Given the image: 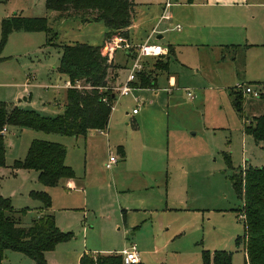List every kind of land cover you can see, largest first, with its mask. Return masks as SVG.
Here are the masks:
<instances>
[{
    "label": "rangeland",
    "instance_id": "obj_1",
    "mask_svg": "<svg viewBox=\"0 0 264 264\" xmlns=\"http://www.w3.org/2000/svg\"><path fill=\"white\" fill-rule=\"evenodd\" d=\"M152 1L157 3L161 0H137V3L145 4ZM248 2L256 4L248 13V38L244 37L243 32L237 43L226 47L228 50L223 52L224 57L219 54L199 58L191 48H184L181 51L182 56L179 58L176 54V60L170 59L168 70L157 75L156 86L159 90L157 100L147 95H144V101L138 100L134 98L132 92L127 96H119L117 91L112 89L116 94L113 111L116 110L119 115L122 113L125 117L126 113L129 114L126 120L115 118L111 133L116 140L122 139L128 144L126 146L123 142L121 145L130 152L126 159L130 163L131 174L155 175L158 166L155 161L142 163L143 173L136 171L140 166L136 165L135 150L130 149L139 137L145 138L150 130L157 131L162 121L161 149L167 192H170L171 201L181 203L187 211L179 214L154 212V217L149 216L145 220L143 217L148 212L139 211L137 213L144 221L138 225L139 228L127 231L128 225L124 223L121 210L112 213L111 209L101 211L100 214L104 218H99L98 212L90 209L86 223L93 227L92 230L88 229L92 233L90 241L93 246L109 240L112 251L127 249L131 243L138 247L135 237L130 236L132 233H138V238L146 245L151 244L152 237H156L157 247L146 249L148 252L156 250L157 254L149 256L156 264H202V251L209 253L225 251L231 254V264H245L244 247L243 245L237 247L235 244L236 238L243 235L244 228L239 218L242 201L234 191L233 178L243 169H264V141L256 142L244 131L254 117L264 115V0ZM15 13L27 18H46L51 32L57 33V36L52 37L44 32H16L8 36L6 43L0 48V102L13 105L19 101V106L26 111H33L43 117H56L63 112L65 100L64 78L56 70L61 47L68 46L72 41L84 42L86 28H80L79 31L71 24L54 21L46 9L45 0H0V40L1 21ZM158 19L151 33L153 39L149 41L163 45L169 37L179 33L168 31L163 42L157 41V35H161L168 24ZM88 31L97 37L99 26L89 27ZM98 35L99 38L101 33ZM112 39L113 37L106 40L103 45ZM126 41L131 45L130 50L124 48L116 50L115 62L119 64L123 63L121 59L124 51L128 58L132 59L136 47L140 45L133 44L127 39ZM247 44L258 46L249 48ZM167 55L168 51L165 56L157 58L155 66L163 67ZM145 71L144 69L140 73L146 74ZM172 77L177 80L176 87L170 84ZM255 82L262 84L260 89L253 85ZM245 85L258 92L259 98L243 95L238 86ZM233 89L240 91L244 97L241 113H237L232 106L229 93ZM187 92L194 98L188 97ZM150 101L153 103L160 101L163 106L168 101L169 116H162V119L153 117V121L146 119L137 124L138 129H134L136 127L129 119L131 116L134 117L132 110L142 113L144 105ZM9 128L3 137L5 166L0 168V197L9 199L13 206L24 209L28 201L27 197L23 196V185L30 184L31 181L27 177L15 176L12 173V165L14 161L22 160L20 158L25 154L24 145L28 138L26 132L21 134L17 128ZM106 131L107 129L104 133ZM42 133L61 137L66 142L63 146L70 154L81 153L79 141H83L84 138ZM146 140L141 141L147 150L152 146ZM84 153L83 148L81 155ZM109 154L119 158L114 148H111L107 157ZM82 166L83 162L80 161V167ZM29 203L30 208L21 222V226L24 227H28L31 218L36 217L38 206L41 204L39 201ZM125 219L127 222V216ZM177 227L179 229H176ZM79 229H83V226ZM101 234L106 235V238L102 239ZM80 237L82 238L79 233L78 240ZM8 253L14 252L4 251L2 264H36L24 254L15 252L16 258H9ZM45 261L48 264L46 258ZM51 262L75 264L72 260L65 261L61 255H57Z\"/></svg>",
    "mask_w": 264,
    "mask_h": 264
},
{
    "label": "crops",
    "instance_id": "obj_2",
    "mask_svg": "<svg viewBox=\"0 0 264 264\" xmlns=\"http://www.w3.org/2000/svg\"><path fill=\"white\" fill-rule=\"evenodd\" d=\"M133 1L136 4L135 14L133 16L131 26L127 30V40L133 44H143L153 39V36L151 37V33L154 31L156 22L162 14V4L164 0L157 3H155L156 1H152L151 3L145 4H138L137 0ZM235 1L236 0H189L187 2L186 0H175V3L171 6L172 8L170 7L168 10L170 20L165 21L168 23L167 28L161 32V35H157L156 40L163 42L164 35L168 31L179 34H176L174 37H169L167 41L163 42V45L155 44L167 48L168 55L165 58L166 70L159 69L155 66L156 59H146L145 72L149 78L154 81V87L133 88L132 85L135 84V82L132 83L131 92L134 98L144 101V95H147L149 98L157 100L159 98V90L156 86L157 75L159 72H166L168 70L170 59L172 58L176 60V54L180 58L182 56L181 51L184 50V48H191L193 50L192 52H194V54L199 58L207 55L219 56V54L224 57L223 52L228 50L226 47L237 43L243 32L244 37L248 38V13L249 9L256 4L248 2L249 0H243L244 2L241 3ZM173 2L174 0H172V3ZM56 15V13L50 12V16L53 17L54 21ZM58 21L60 23L63 22L64 24H71V26H75V28L79 31H81L80 28H86V31L83 30L85 32L84 39H86L85 41L83 40L84 42L72 41L68 45L81 43L92 46H101L105 42L104 34L106 29L102 23L81 24L78 20ZM177 25L181 27L179 32L174 30V27ZM92 26H99L100 31L97 32V37L88 31V28ZM99 33H101V36L98 38ZM247 46L251 48L257 47L258 45L247 44ZM116 53L117 52L115 51L111 56V61L116 67L110 76V78H112L111 86L114 88L119 87L125 81L127 71L132 64L131 58H128L129 56L126 51L123 52V58L121 57L123 63L119 64L115 62ZM181 61L183 62V60ZM125 62L127 64H125ZM59 75L64 78L63 88L65 90V105L66 91L70 87V84L65 76L61 74ZM170 84L173 85V87H176L177 80L172 77L170 79ZM253 85L258 89L262 86L260 82H255ZM162 92L165 93V91ZM167 93L169 92L167 91ZM170 95L172 96V93H170ZM113 103L114 100L112 102V110L108 122L109 129L107 126L106 133H104V130H93L89 131L86 136H79L78 138H84L82 139L83 141H79V150L82 153V149L84 148V155H81V153L70 154L69 151L66 150L65 165L72 169L74 172V178L62 179L55 187H44L37 180V172L32 170L12 171L15 176L19 175L21 177H27L31 181L29 182L30 184L23 185V196H26L28 201V205L24 209L28 211L31 205L29 202L36 201L30 198L29 194L31 192H45L50 197L51 207L48 210H45L42 208V204H39L36 217L31 218V222L43 214H50L53 215L55 225L61 232L71 233L73 235L74 239L71 241L58 244L53 251L44 254L48 264H51V261H54L57 255L63 256L65 261L72 260L73 263L79 264V261L84 254L110 255L121 253L122 250H111V244L108 243L109 240L108 242L99 243L96 246H93L92 241H90L92 233L89 231L92 230L93 227L86 223L87 215L90 209L97 211L99 218H104L100 214L101 211L105 212L110 211L111 209L112 213L117 212V210H121L124 215V223L125 225H128L126 228L127 231L139 228L138 225L144 221L145 218L149 216L154 217V212H172L174 214H179L182 211H187L183 208V206H181V203L177 204L174 200L171 201L170 192H167L166 178L163 177L164 166L162 162L163 152L161 149L163 145L161 135L162 121L159 124V129L157 131L153 129L150 130L145 138L139 137L137 142L131 145L130 149L135 150L137 155L136 165H139L141 168V170L139 168V170L136 171L143 173L142 163L155 161L158 165L155 175L140 174L134 176L131 174L132 170L130 163L126 159V155L128 158V155L130 156V152H128L126 148L121 145L124 142L127 146V142L122 139L116 140L115 137H112L111 133L113 121L116 119L121 120L123 118L126 120L129 114L126 113L125 115L127 117H125L122 113L119 115L116 110L113 111ZM161 103L162 102L160 101H155V103L150 101L146 103L142 109V113L137 111V113L134 114V110H132V115L134 117L131 116L129 119L133 122L134 127H136L134 129H138L137 124L146 119H152L153 121V117H159L162 119V116H169L168 101L164 104L165 106ZM19 104L20 103L18 101V103L9 106H15L24 110L19 106ZM151 116L152 118H150ZM9 127L13 126L6 127V132L3 134V137L10 129ZM15 128H17L21 134L24 132L27 134L28 142L24 145V156L26 155L31 142L34 140L48 141L58 143L60 145H65L66 143L63 139H61V137H54L49 134H44L41 131H34L33 129L20 127ZM191 135L193 136L194 134ZM143 139H147L146 141L152 146V148H148L146 150V148L143 147V142L141 141ZM77 146L78 145L76 144L75 147ZM98 148L99 150H97ZM111 148L115 149L120 159L118 158L116 166L108 171L104 167V164L107 162L109 157H107V154L110 152ZM23 157L20 159H23ZM80 161L83 162L82 167H80ZM11 206L17 211L23 209L17 208L16 205L13 206L12 203ZM139 211L148 212L147 215L143 217L144 220L140 215H138L139 213L137 212ZM26 214L21 218V222ZM126 216L127 222L125 219ZM174 216L178 217L177 215ZM109 222H111V220H109ZM82 226L83 229H79ZM179 227L176 229H179ZM79 233L82 236V238L80 237V240L77 238ZM130 236H134L135 241H137L138 244L136 250L139 256V264H156L154 259L149 258V256L157 254L156 250H152L151 252L146 251L149 247L151 249H155L157 247L158 244L156 242V237H152L150 239L151 244L146 245L141 242L140 238H138V233H132ZM101 237L102 239L106 238V235L101 234ZM100 240L101 239H99L98 242H100ZM14 253H8L10 256L9 258H16L15 256L17 255Z\"/></svg>",
    "mask_w": 264,
    "mask_h": 264
},
{
    "label": "trees",
    "instance_id": "obj_3",
    "mask_svg": "<svg viewBox=\"0 0 264 264\" xmlns=\"http://www.w3.org/2000/svg\"><path fill=\"white\" fill-rule=\"evenodd\" d=\"M46 9L56 13L55 21L78 20L81 24L102 23L106 29L104 40L120 36L127 39L136 4L133 0H45ZM14 32H44L52 37L46 18H27L15 13L1 21L0 48ZM101 46L75 43L61 47L57 72L68 79L64 110L56 117H43L33 111L0 102V168L5 166V144L2 135L7 126L28 128L65 137L86 136L89 131L107 128L112 102L111 73L116 67ZM166 70V65L157 67ZM154 81L147 74H138L133 88H152ZM232 106L242 112L244 97L233 89L229 93ZM105 100V101H104ZM256 142L264 141V115L254 117L244 128ZM66 149L58 143L34 140L24 159L14 161L12 169L32 170L38 173V182L44 187H55L60 180L74 178L72 169L65 165ZM233 188L242 201L239 218L243 222V235L235 240L243 245L245 264H264V169L247 168L234 175ZM30 198L39 201L42 208L51 207L45 192H31ZM27 210H14L9 199L0 197V264L6 250L24 254L36 264H46L44 254L58 244L73 239L71 233L61 232L53 215L43 214L32 220L29 227L21 226ZM202 264H231V254L225 251H202ZM79 264H123L119 254L82 255Z\"/></svg>",
    "mask_w": 264,
    "mask_h": 264
},
{
    "label": "built area",
    "instance_id": "obj_4",
    "mask_svg": "<svg viewBox=\"0 0 264 264\" xmlns=\"http://www.w3.org/2000/svg\"><path fill=\"white\" fill-rule=\"evenodd\" d=\"M172 4V0H164L162 4L163 10L160 16V21L170 20L168 10L172 6ZM174 30L179 32L181 28L177 25L174 27ZM121 48L130 50L131 45L127 43L126 39L120 36H114L111 41L104 44L103 51L104 54L110 57L111 60L112 53ZM134 54V57H132L131 59L132 64L131 67L128 69V76L125 82L122 83L119 87L114 88L119 96H127L130 94L132 90L131 84L137 81V74L142 72L146 67L144 61L148 58L157 59L159 57L165 56L167 54V48L152 44L150 42H145L136 47V51ZM238 88L241 90L243 95H251L255 98H259V93L253 91L251 87H249V85L238 86ZM187 96L193 98L190 92H187ZM133 113H137V110H134ZM3 132H6V128H3L2 134ZM117 162L118 159L114 157V155L110 154L107 159V162L105 163L106 170H111L117 164ZM119 255L123 259V264H139V256L135 244H130L129 248L123 249Z\"/></svg>",
    "mask_w": 264,
    "mask_h": 264
}]
</instances>
